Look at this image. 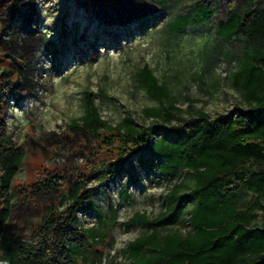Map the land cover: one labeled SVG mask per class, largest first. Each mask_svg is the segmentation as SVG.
Listing matches in <instances>:
<instances>
[{
	"label": "rangeland",
	"instance_id": "374dc122",
	"mask_svg": "<svg viewBox=\"0 0 264 264\" xmlns=\"http://www.w3.org/2000/svg\"><path fill=\"white\" fill-rule=\"evenodd\" d=\"M166 1L164 8L151 0H0V92L6 100L0 101V126L23 153L5 231L30 234L47 208L56 209L61 195L81 179L96 192L94 207L77 212L78 225H97L98 212L111 220L78 264H127L128 241L152 229L150 222L132 218L166 213L164 195L178 177L156 173L150 168L153 157L142 152L131 155L117 178L103 184L101 172L93 169L102 160H114L111 147L102 135L94 139L68 127L83 114L85 93L108 123L114 125L131 112L138 124L147 125L150 119L142 109L157 103L136 85L135 72L148 65L181 108L216 117L244 106L230 76L243 43L215 35L216 20L235 0ZM191 2L208 4L216 17L170 36L167 21ZM46 180L55 188L38 191L36 184ZM231 198L240 208L264 205V198L247 190ZM183 216L185 212L157 227L161 233L179 229L184 234L189 225ZM262 217L259 210L256 222Z\"/></svg>",
	"mask_w": 264,
	"mask_h": 264
},
{
	"label": "trees",
	"instance_id": "16d2710c",
	"mask_svg": "<svg viewBox=\"0 0 264 264\" xmlns=\"http://www.w3.org/2000/svg\"><path fill=\"white\" fill-rule=\"evenodd\" d=\"M151 1L167 7L166 0ZM182 6L165 26L172 37L216 17L208 4L191 2ZM215 35L226 42L243 43L230 71L231 82L240 91L244 104L234 113L211 117L202 109L179 107L167 85L148 65H143L135 72L136 85L157 103L142 109L149 124H138L131 112L114 125L108 123L86 92L83 114L68 125L86 131L94 139L102 135L100 139L111 147L114 160H102L93 169L101 172L105 185L124 170L131 155L142 152L153 157L150 168L156 173L169 179L178 177L164 195L166 213L152 219L137 213L132 218L150 222L152 229L128 241L127 264H264V217L256 222L264 205L240 208L231 198L232 193L241 190L264 198V1L259 4L258 0H235L216 20ZM52 51L55 55L56 50ZM3 96L0 92V101L5 103ZM2 128L0 264H78L91 241L102 238V227L111 220L98 212L97 225L85 228L77 223L78 211L94 207L92 196L96 189L86 187L79 179L61 195L56 209L47 208L30 234L5 231L12 182L23 153ZM54 185L46 180L37 183L36 188L48 191ZM124 197H128L125 192ZM60 206L63 207L59 209ZM183 212V222L189 225L184 234L179 229L160 232V222Z\"/></svg>",
	"mask_w": 264,
	"mask_h": 264
}]
</instances>
